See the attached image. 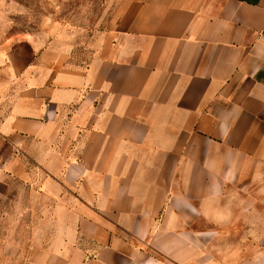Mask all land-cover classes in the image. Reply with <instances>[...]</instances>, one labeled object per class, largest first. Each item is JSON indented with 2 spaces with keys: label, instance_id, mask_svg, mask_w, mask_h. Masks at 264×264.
I'll use <instances>...</instances> for the list:
<instances>
[{
  "label": "crops",
  "instance_id": "crops-1",
  "mask_svg": "<svg viewBox=\"0 0 264 264\" xmlns=\"http://www.w3.org/2000/svg\"><path fill=\"white\" fill-rule=\"evenodd\" d=\"M112 1L113 34L85 61L31 35L0 46L12 264H253L264 0Z\"/></svg>",
  "mask_w": 264,
  "mask_h": 264
},
{
  "label": "rangeland",
  "instance_id": "rangeland-1",
  "mask_svg": "<svg viewBox=\"0 0 264 264\" xmlns=\"http://www.w3.org/2000/svg\"><path fill=\"white\" fill-rule=\"evenodd\" d=\"M115 12L112 0H0V46L12 37L31 35L40 39L45 48L53 49L69 59L85 61L108 35L113 34L110 31L115 27ZM6 72L7 69L0 64V120L8 108L6 96L9 80ZM5 145L0 138V154H4V162L9 163L16 154L14 150L5 149ZM18 154L25 166H33L25 149ZM11 186L18 187L16 182ZM0 190L5 192L2 187ZM9 193L6 191L8 200L4 209L8 213ZM10 228L11 225L6 223L0 227V231L9 237ZM22 228L25 230L26 225H22ZM5 237L0 240V264H12L11 241ZM18 242L25 246V240ZM21 259L15 257V264H25V257ZM253 264H264V254Z\"/></svg>",
  "mask_w": 264,
  "mask_h": 264
}]
</instances>
